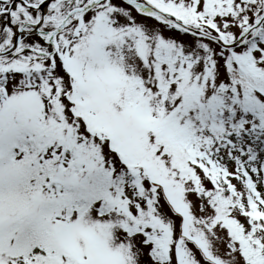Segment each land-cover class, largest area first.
Listing matches in <instances>:
<instances>
[{"label": "snow or ice", "instance_id": "snow-or-ice-1", "mask_svg": "<svg viewBox=\"0 0 264 264\" xmlns=\"http://www.w3.org/2000/svg\"><path fill=\"white\" fill-rule=\"evenodd\" d=\"M0 264H264V0H0Z\"/></svg>", "mask_w": 264, "mask_h": 264}, {"label": "rangeland", "instance_id": "rangeland-1", "mask_svg": "<svg viewBox=\"0 0 264 264\" xmlns=\"http://www.w3.org/2000/svg\"><path fill=\"white\" fill-rule=\"evenodd\" d=\"M149 23H154L153 21H149Z\"/></svg>", "mask_w": 264, "mask_h": 264}]
</instances>
